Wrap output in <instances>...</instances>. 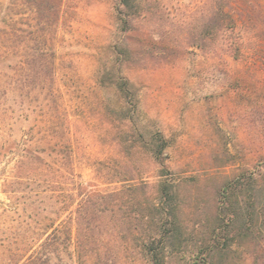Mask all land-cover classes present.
Masks as SVG:
<instances>
[{"label":"rangeland","instance_id":"374dc122","mask_svg":"<svg viewBox=\"0 0 264 264\" xmlns=\"http://www.w3.org/2000/svg\"><path fill=\"white\" fill-rule=\"evenodd\" d=\"M117 8V0H65L45 45L36 42L29 15V45L47 50L52 65L39 79L35 53L27 61L28 94L1 98L0 146L25 139L46 159H59L64 176L56 180L70 188L74 182L104 191L136 186L129 192L145 215L142 235L158 221L153 205L160 206V186L167 184L174 221L193 242L200 225L214 224L217 191L227 181L239 180L230 201L236 197L250 210L263 203L264 0H132L125 30ZM20 47L0 59V69L22 61ZM121 78L131 96L117 91ZM155 136L164 142L159 157ZM60 141L66 148L56 146ZM16 159L1 148L0 264L9 263L12 233L27 215H51L46 195L32 192L47 190L43 181L14 182ZM135 209L121 210L133 217ZM121 210L102 215V235L113 230L130 243L129 234L119 233L127 220ZM252 227L254 240L238 241L214 264H255V257L264 264V224L257 218ZM135 251L130 245L118 253L124 264H136ZM167 251L176 264V248ZM59 264L71 261L62 257Z\"/></svg>","mask_w":264,"mask_h":264},{"label":"trees","instance_id":"16d2710c","mask_svg":"<svg viewBox=\"0 0 264 264\" xmlns=\"http://www.w3.org/2000/svg\"><path fill=\"white\" fill-rule=\"evenodd\" d=\"M117 1V11L125 30L129 24L127 10H131L132 0ZM64 4L65 0L0 2V22L2 23L0 25V59L15 56L19 45L23 52L22 61L19 64L2 63L4 69H0V100L6 97L8 92H18L21 96L28 94L29 62L27 61L35 53L39 79L42 78H40L42 70L51 69L52 62L48 63L46 58L47 50L40 48L33 52L29 45L30 40L33 39L29 37L32 31L27 29L31 27L28 17L31 15L30 20L35 21L32 28L35 27L33 35H36V42L41 45H45L46 42L50 44L53 31L63 18ZM228 20L230 21L229 17ZM235 50L238 49L235 48ZM53 55L54 53L51 52L50 56ZM127 84L128 81L123 78L115 83L117 91L123 96L127 94L131 96ZM1 111L0 108V114ZM154 140L153 152L156 157H159L164 149V142L157 136ZM7 144L1 145L0 151L2 148L3 151H8L17 158L13 167L17 171L15 175L17 180L14 182L20 185L32 182L39 186L43 181L47 190L33 189L32 192L35 196L41 195V192L46 195L51 212V215H48L34 211L26 216L27 221H22L18 228L14 229L13 240L7 250L8 264H59L62 257L69 259L71 264H124L122 261L124 257L122 258L118 252L120 249L126 250L130 245L136 250L134 257L136 264H170L171 258L166 251L171 246L176 248L174 257L176 264H214L216 257L223 256L233 244L245 239L254 240L253 234L256 231L252 227L253 219L258 218L260 223L264 224V199L257 210H250L249 205L246 204L239 205L236 197L230 201V197L237 195L234 191L239 186V180L227 181L217 191L214 224L208 230H204L203 225H200L195 231L197 238L192 242L193 237L185 233L180 220L174 221L172 212L174 200L169 186L161 184L162 206L161 204L153 205L159 214L158 221L153 222L148 234L142 235V220L145 215L140 211L139 201L135 196L130 197L129 192L134 191L136 186L123 185L112 191H104L94 183L74 182L70 188L56 180L57 177L64 176L59 159H46L34 145L27 144L25 139ZM55 144L60 145V148L61 146L66 148L61 141ZM59 152L58 154H61ZM24 199L35 204L32 194H27ZM13 204L10 206L14 207ZM124 204L136 207V215L133 217L124 215V211L121 210ZM115 210H121L122 217L127 218L126 221L121 219L123 223L119 233L129 234L130 243L125 239V235L112 234L113 230L107 231L110 234L109 238L105 239L102 235L104 231L101 225L102 215ZM66 211L65 217H61ZM237 217L241 218V222H235ZM227 227H231V231L234 232L232 235H228L230 228L227 229ZM260 230L259 227L257 231ZM261 256L260 259L264 260ZM253 260L256 264L257 257Z\"/></svg>","mask_w":264,"mask_h":264}]
</instances>
